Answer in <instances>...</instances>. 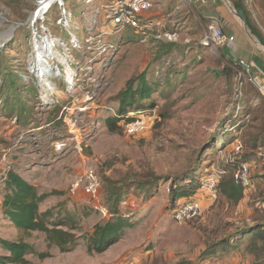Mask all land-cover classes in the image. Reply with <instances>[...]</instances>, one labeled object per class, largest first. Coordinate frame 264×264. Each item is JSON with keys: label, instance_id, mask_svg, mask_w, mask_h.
<instances>
[{"label": "rangeland", "instance_id": "rangeland-1", "mask_svg": "<svg viewBox=\"0 0 264 264\" xmlns=\"http://www.w3.org/2000/svg\"><path fill=\"white\" fill-rule=\"evenodd\" d=\"M63 2L52 3L43 20L27 23L39 0H0V257L8 256L2 246L7 241L33 247L25 256L28 264H264V243L250 235L253 228L264 227V92L257 86L264 85V78L255 77L251 66L248 71L239 67L230 53L222 59L204 56L196 22L192 32L197 36L189 43L183 30L166 23L162 34L176 32V41H156L127 29L110 58L94 61L84 89L68 93L59 67L52 87L41 85L54 93L42 103L37 73L43 69L34 55L33 35L44 38L43 26L45 34L69 47L70 37L57 22L65 9L72 13L71 25H79L83 0ZM245 7L250 14V6ZM74 33L84 36L83 29ZM41 44L48 48L49 42ZM55 50L61 51L60 43ZM71 56L77 61L75 52ZM44 60L49 73L54 66L49 57ZM144 72L153 93L148 100L137 99L125 116H144L148 130L129 137L118 124L110 132L106 120L117 113L119 94ZM10 73L17 77L16 90ZM238 144L236 159L249 166L251 189L237 204L221 193L211 202L197 190L194 197L203 213L175 223L174 190L220 170L230 180L229 160ZM87 170L100 183L99 197L82 190L71 196V183ZM9 171L33 185L38 195L48 194L39 212L50 211L48 226L54 227L57 217L56 227L70 234L64 250L49 244L44 232L25 233L3 216ZM106 180L122 185L119 215L131 227L102 253L89 252L95 226L111 219ZM139 181L146 182L143 190L136 187Z\"/></svg>", "mask_w": 264, "mask_h": 264}, {"label": "built area", "instance_id": "built-area-1", "mask_svg": "<svg viewBox=\"0 0 264 264\" xmlns=\"http://www.w3.org/2000/svg\"><path fill=\"white\" fill-rule=\"evenodd\" d=\"M93 1L83 0L79 14V25L76 22L74 26L71 25L73 21L72 13L65 9H62L61 18L57 22L70 37L69 47L67 43L60 40L61 51L59 50L67 60V66L70 68V74H68L64 67H60L61 74L59 76L63 79L68 93L76 92L82 87L84 89V86L91 81L90 75L94 70V61L96 59L103 61L110 58L116 52L117 46H120V36L127 29L146 38L153 36L157 40H166L167 42H173L177 39L175 33L162 34V30H156L158 24L148 17V12L154 7L150 0H106L104 3L95 0V5ZM246 3L250 6L249 0ZM82 29L84 36L79 39L74 32H80ZM233 41L234 38L227 36L222 28L212 24L208 26V31L200 40V45L212 49L232 46ZM72 52L76 53L77 61L72 60ZM70 58L71 61H69ZM237 63L244 70L248 71L250 68V65L243 61L238 60ZM72 64L75 66L74 68ZM56 65L59 66L58 63ZM40 88V101L46 103L45 101L52 98L54 93H49L41 85ZM119 125L123 133L129 137L139 136L148 130V121L144 116H126L125 119L120 121ZM240 150L241 146L238 144L234 151V157L229 160L230 163L236 160ZM223 175H225V171H217L200 184L199 192L205 194L211 202L217 200L219 196L218 186ZM232 181L243 192L251 189L250 169L246 163H240L233 171ZM80 190L90 198L96 199L99 197L100 183L92 170H87L84 175L75 179L68 191L71 196H75ZM202 213L203 209L200 201L192 197L180 200L173 208L171 218L175 223L182 224L199 218Z\"/></svg>", "mask_w": 264, "mask_h": 264}, {"label": "trees", "instance_id": "trees-1", "mask_svg": "<svg viewBox=\"0 0 264 264\" xmlns=\"http://www.w3.org/2000/svg\"><path fill=\"white\" fill-rule=\"evenodd\" d=\"M246 2L244 0H237L234 2L235 10L243 11L245 15V24L251 33L258 39V41L264 46V37L258 30L253 20L248 18L249 12L245 7ZM241 67L239 64H237ZM242 68V67H241ZM10 75V84L12 89H17L16 76L12 73ZM153 93V89L146 81V73H142L137 78L128 81L126 88L119 94L118 97V111L114 113V117L106 120V126L110 132H114L117 129L118 121L125 119V113L127 109L133 106L137 99L148 100ZM20 104H22L21 100ZM23 106L21 105V108ZM23 115V114H22ZM239 155V154H238ZM240 163H245L241 160H235L233 163H229L228 168L231 171L230 180H224V176L218 186L219 194L221 193L228 201L237 204L243 197L242 189L234 184L232 181V173ZM151 180L156 179L153 173H149ZM226 175V172H225ZM146 182H136V187L143 190ZM201 182L194 180L189 181L187 185L179 186L174 190L173 199L180 200L192 198L195 192L199 189ZM106 187V203L111 215V219L103 226L96 225L91 235L88 237V251L102 253L107 247L113 243L118 242L125 230L131 227V224L125 220L124 217L119 215V205L121 202V188L115 187L109 180L105 182ZM5 195L2 202V214L12 223V225L25 233L33 231L44 232L47 236V242L57 245L61 250L65 249V246L69 243L70 234L57 228L60 222L54 220V227H49L46 223V219L52 215L50 211L44 213L39 212V204L48 196V194L38 195L37 189L15 174L13 171H9L6 174L4 181ZM183 197V198H182ZM187 197V198H184ZM182 198V199H181ZM177 202V204H178ZM176 204V205H177ZM175 205V206H176ZM57 223V224H56ZM252 240H258L264 243V227L260 230L253 228L250 231ZM3 249L8 252V256L0 257V264H28L25 260V256L29 252H33V247L25 242H7L2 241Z\"/></svg>", "mask_w": 264, "mask_h": 264}, {"label": "crops", "instance_id": "crops-1", "mask_svg": "<svg viewBox=\"0 0 264 264\" xmlns=\"http://www.w3.org/2000/svg\"><path fill=\"white\" fill-rule=\"evenodd\" d=\"M150 1L153 3L154 7L148 12V17L158 24L156 28L157 31H160V29L162 30L166 23H173L171 24L173 27L183 30L184 34L188 35L185 42L189 43L196 39L197 35L192 32V29L197 24L202 32L199 35L200 40L207 33L208 26L215 24L222 28L227 36L233 37L234 41L232 46L215 47L212 49H205L199 46L198 49L204 54V56L216 54L215 56L222 59L223 56L227 57V53H230L232 56L236 57L237 60L249 64L255 77L258 73L264 78V46L251 33L245 22L238 16L234 7V2L237 0H218L219 6L214 8L220 16V21L205 18L204 15L196 10L189 0ZM244 1L247 2V0ZM249 1L250 14L248 15V18L254 21L253 23L257 25L255 27L258 28L264 37V0ZM251 3H253V7H251ZM175 34L177 36L176 32ZM252 36L255 40L250 39ZM155 40L160 41L157 39ZM195 51L197 50L195 49ZM258 86H260L261 91L264 92V85L258 84Z\"/></svg>", "mask_w": 264, "mask_h": 264}, {"label": "bare ground", "instance_id": "bare-ground-1", "mask_svg": "<svg viewBox=\"0 0 264 264\" xmlns=\"http://www.w3.org/2000/svg\"><path fill=\"white\" fill-rule=\"evenodd\" d=\"M60 1L63 2V0H57V2L59 4H60ZM54 2H56V0H39V3H38V7H39L38 10L39 11L37 12V14L40 15L39 13H41L42 11H44V13H45L48 10V8L52 5V3H54ZM60 5H62V4H60ZM35 15H36V13H35ZM37 19H39V18H37ZM30 22L33 23L32 18L30 19V21L28 23H30ZM45 33L43 34L44 38L40 37L38 35V33L33 35V47H34V55L38 58L37 64H38V66H40L39 69L40 68L43 69L42 73H40V74L37 73V77L40 79V82H41L40 85H44L46 88H49V87H52L51 83H50L52 81L51 80L52 74H53V76H58V72H60L59 67H64L68 74H70V68L67 66V60L63 57V55L59 51L55 50L57 44L60 43V40L54 39V37L52 38L51 35H50L51 37H49ZM45 40L49 42L48 48L46 46H44V44H41V42L45 41ZM44 52L46 54H44ZM45 57H49L51 65L54 66V68L52 70H50L49 73L45 72V69H46V71H48L47 70L48 65L47 64L44 65ZM56 63H58L59 66H57ZM39 69H37V70H39ZM32 70L34 71L33 68H32ZM257 86H258V84H257ZM49 93H51V92L49 91Z\"/></svg>", "mask_w": 264, "mask_h": 264}, {"label": "water", "instance_id": "water-1", "mask_svg": "<svg viewBox=\"0 0 264 264\" xmlns=\"http://www.w3.org/2000/svg\"><path fill=\"white\" fill-rule=\"evenodd\" d=\"M191 4L196 8V10L204 15L205 18L209 19H214V20H219L220 21V16L216 12L215 8L216 6H219L218 0H189ZM60 4H63L62 1H60ZM39 10H37L35 13H37ZM34 13V14H35ZM33 13L29 16L27 19V23L30 21L32 18L33 21H35L37 18L40 20L44 19V11L41 12L40 15H34ZM238 16L244 21L245 20V15L243 11H238ZM41 32L44 33L46 32L45 28L41 26Z\"/></svg>", "mask_w": 264, "mask_h": 264}]
</instances>
